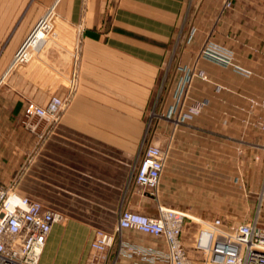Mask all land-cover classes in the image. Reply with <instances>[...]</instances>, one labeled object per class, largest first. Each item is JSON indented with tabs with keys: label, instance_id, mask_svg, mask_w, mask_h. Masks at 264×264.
I'll return each instance as SVG.
<instances>
[{
	"label": "crops",
	"instance_id": "crops-1",
	"mask_svg": "<svg viewBox=\"0 0 264 264\" xmlns=\"http://www.w3.org/2000/svg\"><path fill=\"white\" fill-rule=\"evenodd\" d=\"M46 17L52 27L40 52L11 68ZM208 41L232 50L250 75L200 58ZM8 71L0 89V183L16 180L21 196L65 217L40 264H88L97 232L114 234L122 210L156 216L159 203L241 207L232 217L264 226L257 209L264 207V132L253 125L264 108L251 105L264 101V0H0V77ZM191 72L182 113L205 104L175 127L166 115ZM70 94L42 141L22 129L30 105ZM147 122H155L149 138ZM150 143L169 149L156 196L132 181ZM228 182L239 185L235 196ZM202 227L186 221L189 250ZM123 240L166 250L163 240L134 230ZM114 255L111 249L105 264ZM135 262L123 256L116 264Z\"/></svg>",
	"mask_w": 264,
	"mask_h": 264
},
{
	"label": "built area",
	"instance_id": "built-area-1",
	"mask_svg": "<svg viewBox=\"0 0 264 264\" xmlns=\"http://www.w3.org/2000/svg\"><path fill=\"white\" fill-rule=\"evenodd\" d=\"M231 7V2L225 4ZM45 33L51 26L41 20L30 37L14 57L11 68L29 62L39 53L35 38L40 30ZM191 30L188 42L193 39ZM35 45V46H34ZM34 48L37 50H34ZM200 56L222 66L231 67L236 72L249 76L250 72L236 65L233 51L208 41ZM10 68V69H11ZM9 71L0 77V89ZM199 76L205 78L202 72ZM194 73L188 74L178 90L179 100L166 115L177 123H184L199 114L205 103H197L188 112L180 111V102L186 96ZM71 102V94L66 98L53 97L46 106L30 105L22 120L25 129L42 141L56 124ZM252 107H264V101L251 100ZM253 125L264 132V117H259ZM169 155V149L153 143L145 150L132 171L135 185L155 195ZM191 216L185 212L159 206L156 216L141 214L130 209L120 212L114 234L99 231L92 243L93 255L88 264H105L109 251L119 243L113 264L123 256L134 257L150 264H264V226L256 221L229 226L221 219L202 221L203 227L193 238L191 250L183 240V228ZM61 213L47 209L41 203L21 196L16 191V180L10 184L0 183V264H40L47 238L55 224L64 222ZM134 230L163 240L166 250L151 246L142 247L126 243L123 232ZM191 252L193 255H191ZM195 256H198L199 259ZM201 257V258H200ZM134 264H138L135 262Z\"/></svg>",
	"mask_w": 264,
	"mask_h": 264
},
{
	"label": "rangeland",
	"instance_id": "rangeland-1",
	"mask_svg": "<svg viewBox=\"0 0 264 264\" xmlns=\"http://www.w3.org/2000/svg\"><path fill=\"white\" fill-rule=\"evenodd\" d=\"M52 23V22H51ZM51 27H52V24L50 25ZM49 32V31H48ZM47 32V33H48ZM46 33V35H48ZM190 33V32H189ZM188 36H189V34H188ZM188 36H187V39H188ZM181 37V36H180ZM44 41V40H43ZM43 41H42V45H43ZM188 41V40H187ZM42 45H41V47H39L38 49L40 50L41 48H42ZM205 46V45H204ZM220 46H222V45H220ZM223 47H225V46H223ZM225 48H227V47H225ZM227 49H229V48H227ZM202 50V49H201ZM201 50H200V52H201ZM230 50V49H229ZM232 51V50H231ZM200 52H199V57L200 58H203V57H201L200 56ZM34 55H36V53H33ZM187 96H188V92H187V94H186V96H183V98H182V100H181V102H180V105H179V107H180V111L183 109L182 107L184 106V102H185V100H186V98H187ZM197 104V103H196ZM264 108V107H263ZM190 110V109H189ZM188 110V111H189ZM187 111V112H188ZM149 113H150V110H149V112H148V116H149ZM186 113V112H185ZM187 122V121H186ZM154 123L155 122H147V130H148V138L150 137V135H149V133L153 130V126H154ZM175 123V127H178V126H180V125H182V124H185V122L184 123H177V122H174ZM21 127H22V129L25 131V132H28L26 129H25V127L23 126V124H22V122H21ZM151 142H153V135H152V137H151ZM141 156H139V158H140ZM237 189H239V185L236 183V182H228V194H230L231 196H235L236 195V190ZM156 191H155V195L154 196H156ZM179 199H184V197H178ZM159 206H163V207H165V208H169V209H175V210H179V211H182V212H185L186 214H188L189 216H191V217H193L195 220H204V219H199L198 218V216H196V214L198 215V214H202V213H207V214H210L211 215V218H210V220H212L213 218H216V217H218V216H221V218H223L225 221H226V223H227V225H229V226H233V225H238V224H241V223H244V222H242V221H240L239 219H235L234 217H232V215L231 214H234V213H236V212H240L243 208H241V207H235V208H233V207H222V206H206V207H171V206H166V205H163V204H160L159 203ZM159 208V207H158ZM257 209H259V210H261V209H263L264 210V207H261V206H259V207H257ZM195 214V215H194ZM221 214V215H220ZM222 214H224V215H222ZM209 219V218H208ZM204 221H207V220H204ZM187 222H189V219L187 220ZM197 222V221H196ZM196 224V223H195ZM191 225V226H193L194 228H196V226L198 227L196 230H198L199 228H200V223H197L196 225ZM264 224V223H263ZM161 246H160V248L162 249H164V245H165V247H166V244H160ZM148 247V246H147ZM112 249H114V251H115V258H116V256H117V252H118V249H119V243L117 242L116 244H115V246L112 248ZM189 250V249H188ZM191 255H193V253L191 252ZM196 257V259L198 258L199 259V257L198 256H195ZM201 258V257H200ZM139 262V263H138ZM138 264H140V262L141 263H145V264H150V263H148V262H145V261H142V260H138ZM196 264H201V262H199V261H196Z\"/></svg>",
	"mask_w": 264,
	"mask_h": 264
},
{
	"label": "bare ground",
	"instance_id": "bare-ground-1",
	"mask_svg": "<svg viewBox=\"0 0 264 264\" xmlns=\"http://www.w3.org/2000/svg\"><path fill=\"white\" fill-rule=\"evenodd\" d=\"M43 20H45V22H47L48 25H51V22L49 21V19L46 17V18H43ZM46 38V33L41 29L39 32H38V35L37 37L35 38V41H36V44L39 47H41L42 45V41ZM34 45V46H35ZM43 46V45H42ZM42 49V48H41ZM40 49V50H41ZM34 50H37V48ZM199 222H202L201 220H199Z\"/></svg>",
	"mask_w": 264,
	"mask_h": 264
}]
</instances>
